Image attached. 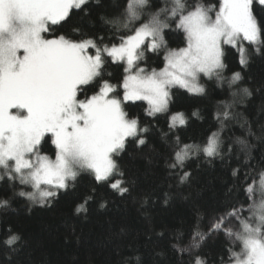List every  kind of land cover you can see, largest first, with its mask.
I'll return each instance as SVG.
<instances>
[{
    "label": "snow or ice",
    "instance_id": "snow-or-ice-1",
    "mask_svg": "<svg viewBox=\"0 0 264 264\" xmlns=\"http://www.w3.org/2000/svg\"><path fill=\"white\" fill-rule=\"evenodd\" d=\"M256 2L264 6V0ZM253 3L221 0L218 10L197 4L186 11L182 0H173L171 9H158L141 21V10L148 6V0H127L123 20L101 19L117 32L128 29L134 21L139 26L131 34L120 36L118 43L105 44L104 37L86 36L79 28L73 30L78 34L76 38L44 36L50 28L69 22L75 13L89 15V0H0V180L30 185L33 191L15 195L43 205L56 198L60 190L74 186L82 171L91 172L98 184L117 174L123 176L118 173L115 157L125 150L129 138L137 146L144 145L149 132L139 118H129L123 102L146 100L148 114L155 116L169 111L173 86L202 95L206 89L199 83L201 74L208 79L215 77L217 85H222L226 46L235 48L244 41L255 46L257 52L264 48V20L254 14ZM213 11L214 16L210 15ZM161 13L178 18L176 27L186 33L185 47L167 49L164 30L170 26L160 19ZM160 48L166 50L161 70L149 72L139 66L146 49L154 52ZM21 50L23 55L19 54ZM106 60L126 64L120 84L104 79ZM239 62L246 66L248 60L242 57ZM242 79L240 72H233L227 78L228 86ZM118 87L123 89L120 98L115 95ZM90 90H94L92 94ZM240 91L251 95L248 88ZM224 107L222 113H216V119L230 118L227 109L231 105ZM191 115L198 117L199 113ZM187 123L183 113L170 114L169 131ZM46 139L55 145V160L39 152ZM175 139L179 143V137ZM220 148V133L212 132L203 148L184 144L170 167H183L185 160L200 152L217 156ZM190 175L184 171L180 182H186ZM125 185V180L117 179L109 187L124 195L129 191ZM255 186L253 181L243 191L251 197ZM259 186L264 189V172L259 174ZM89 199L86 197L76 211H83ZM8 204L7 199L0 200V207ZM249 210L255 226L242 221V233L224 228L226 221L239 215L236 207L218 215L206 233L195 224L191 247L199 248L213 233L223 231L242 241V253L231 254L235 264H264V202H253ZM19 239L12 234L4 243L11 246ZM175 247L179 252L187 250ZM194 264L205 261L197 256Z\"/></svg>",
    "mask_w": 264,
    "mask_h": 264
},
{
    "label": "trees",
    "instance_id": "trees-1",
    "mask_svg": "<svg viewBox=\"0 0 264 264\" xmlns=\"http://www.w3.org/2000/svg\"><path fill=\"white\" fill-rule=\"evenodd\" d=\"M182 2L186 11L197 4L218 10L221 0ZM126 3L89 0V15L75 13L69 22L50 28L45 38L61 34L76 38L78 34L73 30L79 28L86 36L104 37L105 44L118 43L119 37L131 34L139 22L117 32L101 17L123 20ZM173 6V0H148L140 19L146 21L147 14ZM252 7L257 18L264 20V6L254 0ZM160 19L170 26L164 30L167 49L185 47L186 33L176 27L178 18L161 13ZM89 51L94 54V50ZM165 55V48L154 52L146 49L140 64L149 72L159 71L164 67ZM242 57L248 60L246 66L239 62ZM224 63L227 67L222 85H217L215 77L200 75L199 83L206 89L202 95L173 86L167 113L150 116L146 102L124 103L129 118H139L149 132L144 145L137 146L129 138L125 150L115 157L118 173L123 176L117 174L98 184L91 172L82 171L74 186L60 190L56 198L43 205L15 195L29 190L28 185L0 180V200L9 201L0 207V264H194L197 256L205 264L235 261L231 254L243 251L237 236L215 232L199 248L191 247L195 224L206 233L218 215L233 207L240 210L238 219L249 212L257 197L254 191L249 197L243 189L253 181L258 186L259 174L264 172V48L257 52L255 46L244 41L235 48L226 46ZM124 67L122 61L106 60L104 79L120 84L126 75ZM233 72H240L243 79L229 87L227 78ZM242 88H248L251 95L242 93ZM122 93L118 87L115 95L120 97ZM226 104L231 105L227 109L230 118L216 119V113H222ZM193 112L199 116H192ZM174 113H183L188 123L169 131L170 114ZM212 132L220 133L219 155L208 157L200 152L185 160L183 167H170L184 144L203 148ZM175 137H179V143ZM39 151L52 158L56 154L55 145L47 139ZM184 171L191 175L181 183ZM117 179L126 181L129 191L124 195L109 187ZM89 196L85 209L77 212V206ZM236 219L228 223L232 229ZM12 234L20 239L8 246L4 242ZM175 245L187 250L179 252Z\"/></svg>",
    "mask_w": 264,
    "mask_h": 264
},
{
    "label": "rangeland",
    "instance_id": "rangeland-1",
    "mask_svg": "<svg viewBox=\"0 0 264 264\" xmlns=\"http://www.w3.org/2000/svg\"><path fill=\"white\" fill-rule=\"evenodd\" d=\"M213 9H215L213 6H211ZM213 13V12H212ZM212 13H210V15H213ZM214 16V15H213ZM46 34V33H45ZM45 34H44V36H45ZM20 55H23V50H21L20 51V53H19ZM138 64H139V66L140 67H143V68H145L147 71H148V67L147 66H144V65H141L140 64V61L138 62ZM205 78H207V77H205ZM199 80L201 81L202 80V78H201V76H200V78H199ZM116 91H117V89H116ZM170 93H171V90H170ZM116 94V93H115ZM122 95H123V93H122ZM120 97H122V96H120ZM120 97H118L117 96V98H120ZM135 101H144V102H146L147 104H148V101H146V100H135ZM127 102H134V101H127ZM124 103H126V102H123V104H122V106L124 105ZM40 152V151H39ZM41 154H43V153H41ZM44 155H46V154H44ZM48 157H50V156H48ZM52 160H55V157L54 158H52V157H50ZM0 174H2V170H0ZM28 189L29 190H27L26 192H28V191H33V189H32V187L30 186V185H28ZM254 192H255V194H256V200H255V203L256 204H259L260 202H264V189H261L260 188V186L258 185V186H255L254 187ZM239 216V215H238ZM237 216V217H238ZM237 217H235V219L237 218ZM234 218V217H233ZM233 218H231L230 220H228V221H226L225 222V224H224V228H226V229H230L233 233H235V231L234 230H237L238 229V233H242L243 232V227H242V221H247L249 224H251V225H253V226H255V218H254V216H253V213H252V211H250L249 210V212H247L244 216H242L241 218H237L235 221V229H232L231 227H229L228 225V223H230V221L233 219ZM216 233H222V234H224V235H226L225 234V232H223V231H218V232H216ZM226 236H228V235H226ZM233 236H236V235H233ZM228 237H232V236H228ZM243 249V248H242ZM242 253V252H241ZM241 258H243V257H241ZM230 264H235V261H233L232 263H230Z\"/></svg>",
    "mask_w": 264,
    "mask_h": 264
}]
</instances>
